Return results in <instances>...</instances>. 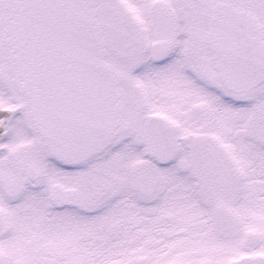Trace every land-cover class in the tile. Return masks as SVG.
<instances>
[{
	"label": "snow or ice",
	"instance_id": "6c2138e0",
	"mask_svg": "<svg viewBox=\"0 0 264 264\" xmlns=\"http://www.w3.org/2000/svg\"><path fill=\"white\" fill-rule=\"evenodd\" d=\"M0 264H264V0H0Z\"/></svg>",
	"mask_w": 264,
	"mask_h": 264
}]
</instances>
